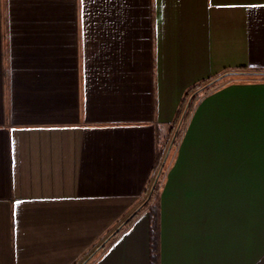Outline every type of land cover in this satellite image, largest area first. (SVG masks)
<instances>
[{"label":"crops","instance_id":"0c3cea01","mask_svg":"<svg viewBox=\"0 0 264 264\" xmlns=\"http://www.w3.org/2000/svg\"><path fill=\"white\" fill-rule=\"evenodd\" d=\"M247 71L264 0H0V264H81L147 199L186 91ZM220 80L162 181L158 264H264V75ZM85 264H151L149 210Z\"/></svg>","mask_w":264,"mask_h":264},{"label":"trees","instance_id":"16d2710c","mask_svg":"<svg viewBox=\"0 0 264 264\" xmlns=\"http://www.w3.org/2000/svg\"><path fill=\"white\" fill-rule=\"evenodd\" d=\"M207 83H208L207 81H202V82L196 83L186 91L184 99L181 103V108L179 110L178 116L175 119L174 123L171 124V126L168 128V131L165 134L157 135V137H156V151H155V156H156L155 175L153 177V182L155 181V179L158 176L159 169H160L161 163H162V159L164 157L165 152L168 149L170 137H171L172 133L174 132V128H175V125L177 124V122L181 119V117H183L182 125H181L179 131L176 132L175 137H174V141H173V147L174 148L179 145L181 138L183 136V133H184L186 126L188 124V121L191 117L192 111L194 110L199 99L203 95L210 93L211 91L221 87L223 84L222 80H220V81H217V82H215L209 86H206L204 89L197 92V90L199 88L203 87ZM170 161H171V159L169 156L166 165H164V167H163V171L161 172L159 178L156 180V183L154 185L151 196L145 202L143 207L115 234V235H117L125 227H128L143 209H148L149 210V217H150L151 264H158V262H159V227H160V204H159V200H160V193L158 190H159V183L161 181V177H162L163 173H165V170L167 172Z\"/></svg>","mask_w":264,"mask_h":264},{"label":"water","instance_id":"95a60500","mask_svg":"<svg viewBox=\"0 0 264 264\" xmlns=\"http://www.w3.org/2000/svg\"><path fill=\"white\" fill-rule=\"evenodd\" d=\"M233 74H246V75H264V72H256V71H247V72H226L224 74H222L221 76L217 77L216 79L212 80L211 82H208L207 84H205L203 87L199 88L197 90V92L201 91L202 89H204L206 86L222 79L223 77L225 76H228V75H233ZM196 92V93H197ZM169 150L170 148L167 150V152L165 153V156L163 158V161H162V166L165 164L167 158H168V155H169ZM160 174V173H159ZM158 174V175H159ZM156 180L157 178L155 179L152 187H151V190L149 191V194H148V197L147 199L145 200V202L148 200V198L151 196V193L153 191V188H154V185L156 183ZM145 202L137 209L135 210L132 214H130L113 232L111 235H109L101 244V246H99L92 254H90L81 264H85L93 255L94 253L100 248L102 247L112 236H114L142 207L143 205L145 204Z\"/></svg>","mask_w":264,"mask_h":264},{"label":"rangeland","instance_id":"374dc122","mask_svg":"<svg viewBox=\"0 0 264 264\" xmlns=\"http://www.w3.org/2000/svg\"><path fill=\"white\" fill-rule=\"evenodd\" d=\"M219 81V80H218ZM217 82V81H216ZM215 83V82H214ZM223 83V82H222ZM213 84V83H212ZM211 85V84H210ZM209 86V85H208ZM182 121H183V117H181V119L177 122V124L175 125V128H174V132L172 133V135H171V137H170V141H169V146H168V149L170 148V150H169V155H168V158H169V156H170V159H172L173 158V156H174V153H175V151H176V149H177V147H173V141H174V137H175V134H176V132L177 131H179V129H180V127H181V125H182ZM167 149V150H168ZM167 152V151H166ZM165 152V153H166ZM164 156H165V154H164ZM164 158V157H163ZM168 158H167V160H166V162H165V164L164 165H166V163H167V161H168ZM162 161H163V159H162ZM164 165L162 166V163H161V167H160V169H159V173L161 174V172L163 171V167H164ZM158 173V174H159ZM160 174L157 176V179L159 178V176H160ZM165 175H166V170H165V173H163V175H162V177H161V181H160V183H159V193H160V189H161V185H162V181H163V179H164V177H165Z\"/></svg>","mask_w":264,"mask_h":264}]
</instances>
